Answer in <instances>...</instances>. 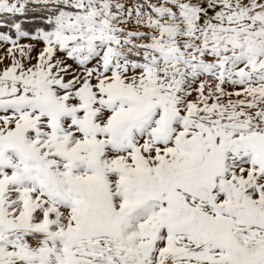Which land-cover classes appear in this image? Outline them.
I'll return each instance as SVG.
<instances>
[{
  "label": "snow or ice",
  "instance_id": "1",
  "mask_svg": "<svg viewBox=\"0 0 264 264\" xmlns=\"http://www.w3.org/2000/svg\"><path fill=\"white\" fill-rule=\"evenodd\" d=\"M0 264H264V0H0Z\"/></svg>",
  "mask_w": 264,
  "mask_h": 264
}]
</instances>
